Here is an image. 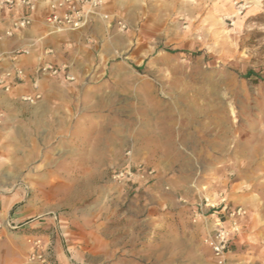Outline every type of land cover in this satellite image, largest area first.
Masks as SVG:
<instances>
[{"label": "rangeland", "instance_id": "rangeland-1", "mask_svg": "<svg viewBox=\"0 0 264 264\" xmlns=\"http://www.w3.org/2000/svg\"><path fill=\"white\" fill-rule=\"evenodd\" d=\"M101 12L110 24L98 20L104 30L90 31L89 47L77 45L89 51L92 67L78 83L94 87L90 100L103 95L112 106L87 114L82 108L75 141L66 133L44 146L20 133L2 138L0 195L21 194L32 211L28 222L74 215L87 235L103 233L106 223L126 226L141 213L144 188L120 186L112 173L126 160L149 167L134 159L131 146L119 155L116 145L135 141L144 111L156 113L151 123L163 112L179 123L181 112L192 110L194 122L224 120L225 153L222 170L209 177L202 157L191 156L194 198L181 201L191 224L200 223H193V212L202 197L214 205L226 199L231 207L245 198L242 230L257 238L249 254L264 257V0H104ZM249 71L261 78H245ZM7 223L0 227L21 230Z\"/></svg>", "mask_w": 264, "mask_h": 264}, {"label": "crops", "instance_id": "crops-1", "mask_svg": "<svg viewBox=\"0 0 264 264\" xmlns=\"http://www.w3.org/2000/svg\"><path fill=\"white\" fill-rule=\"evenodd\" d=\"M32 1L36 7L31 14L32 27L10 38L2 35L9 29L12 18L26 12V8L18 6L13 11L0 8V76L16 68L24 73V80L15 83L9 91L0 89V112L5 115V125L0 126V147L2 138L15 139L13 134L16 133L24 134L32 146L38 139L44 146V141L59 138L65 133L71 134L75 141L80 138L82 108L87 114L92 109L112 106L103 95L90 100L94 87L78 83L82 76L92 71V67L89 51L80 52L77 45L82 42L89 47L92 42L90 31H103V25L97 22L110 24L109 17L100 9L84 29L55 33L45 23L50 11L44 0ZM32 44L29 56L21 55L14 60L9 55L15 49H27ZM47 51L51 53L44 55ZM43 60L59 67V74L55 77L38 75L36 69ZM37 95L41 98L34 103L29 102V98L35 99ZM163 113L167 116L151 123L158 119L156 113L144 111L142 131L138 132L135 141L127 140L116 145L117 151L121 152L119 155L131 146L134 159L157 172L147 182L125 185L144 188L141 213L133 222L122 227H109L106 223L103 233L95 229L87 235L82 231L79 217L73 215L71 220L68 216L60 219L55 216L28 222L32 211L23 204L21 194L0 195V223L21 226L18 233L0 227V264H40L28 260L30 247L26 239L36 236H42L47 244H51L57 264H107L114 260L113 264H141L144 261H152V264H216L211 250L202 243L204 223L193 226L181 201L194 198L189 189L188 174L194 171L191 156L202 157L206 177L217 175L222 170L224 120L194 122L192 110H185L181 112L182 120L178 123L171 112ZM51 124L56 127L50 131L54 126ZM71 124L76 126L71 128ZM109 148L105 144V152L113 153V147ZM125 164L126 161L122 167ZM174 171L180 173L172 174ZM238 184L243 182L236 183V186ZM246 200L241 199L244 203ZM244 203L237 206H244ZM52 231L54 234L51 235ZM245 232L246 227L234 241L229 261L232 264H261L264 257L249 254V248L256 247L254 242L257 238L253 233Z\"/></svg>", "mask_w": 264, "mask_h": 264}, {"label": "built area", "instance_id": "built-area-1", "mask_svg": "<svg viewBox=\"0 0 264 264\" xmlns=\"http://www.w3.org/2000/svg\"><path fill=\"white\" fill-rule=\"evenodd\" d=\"M49 9V14L45 18V23L55 33L80 31L90 22L92 16L96 15L104 5V0H44ZM25 7L26 12L12 18L9 29L2 37H13L16 33L32 27L34 21L32 12L35 11V4L32 0H0V8L13 11L16 7ZM0 36V38H2ZM30 45L27 49H15L9 55L17 60L21 55L31 54ZM51 53L47 51L44 55ZM36 72L40 76L55 77L59 74L60 68L52 65L49 61L43 60L37 67ZM72 79V78H71ZM11 82H8V81ZM24 80V73L16 68L14 71L6 72L5 76H0V89L9 91L11 87ZM37 95L35 99L29 98V102L34 103L40 99ZM1 124V121H0ZM129 155V154H127ZM154 171L143 165L132 166L126 160V164L112 173V180L120 185H135L138 182H147L153 176ZM247 217L245 208L231 207L226 199H222L217 204H212L206 198H200L193 212V223L203 222L205 234L203 244L209 248L213 254L216 264H232L229 261V254L237 237L241 234L242 225ZM12 230L21 228L18 224L7 223ZM54 234V231L50 233ZM50 235V236H51ZM30 247L29 262L40 264H57L53 256L51 244H47L42 236L27 237Z\"/></svg>", "mask_w": 264, "mask_h": 264}, {"label": "trees", "instance_id": "trees-1", "mask_svg": "<svg viewBox=\"0 0 264 264\" xmlns=\"http://www.w3.org/2000/svg\"><path fill=\"white\" fill-rule=\"evenodd\" d=\"M245 78H261L258 74H255L253 71H249L244 75Z\"/></svg>", "mask_w": 264, "mask_h": 264}]
</instances>
